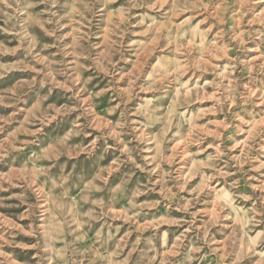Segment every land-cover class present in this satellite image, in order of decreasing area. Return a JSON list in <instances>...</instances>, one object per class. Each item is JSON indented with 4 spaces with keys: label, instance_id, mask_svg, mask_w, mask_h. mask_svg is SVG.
Listing matches in <instances>:
<instances>
[{
    "label": "rangeland",
    "instance_id": "obj_1",
    "mask_svg": "<svg viewBox=\"0 0 264 264\" xmlns=\"http://www.w3.org/2000/svg\"><path fill=\"white\" fill-rule=\"evenodd\" d=\"M0 264H264V0H0Z\"/></svg>",
    "mask_w": 264,
    "mask_h": 264
}]
</instances>
